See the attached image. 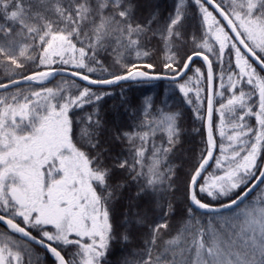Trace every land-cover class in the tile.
<instances>
[{
    "label": "snow or ice",
    "instance_id": "obj_1",
    "mask_svg": "<svg viewBox=\"0 0 264 264\" xmlns=\"http://www.w3.org/2000/svg\"><path fill=\"white\" fill-rule=\"evenodd\" d=\"M0 75V264H37L34 244L108 264L114 242L132 246L122 264H264V0H175L166 16L149 0H0ZM159 79L194 93L196 119L206 100L175 225L182 114L123 88L111 127L99 111L109 86Z\"/></svg>",
    "mask_w": 264,
    "mask_h": 264
},
{
    "label": "trees",
    "instance_id": "obj_2",
    "mask_svg": "<svg viewBox=\"0 0 264 264\" xmlns=\"http://www.w3.org/2000/svg\"><path fill=\"white\" fill-rule=\"evenodd\" d=\"M144 2V0H142ZM149 2L153 5H158V9L161 15L166 16L169 12L172 11L175 0H149ZM191 2V0H189ZM190 15L198 16V12L196 7L192 5L190 9ZM189 28L191 31H197L198 29V20L195 18H190L189 20ZM150 47L153 49V54L149 57V61L155 63L157 67V71H160V65L163 60L164 53L162 51L161 45H159L156 41L152 42ZM218 48V45H217ZM180 55H184V51L180 52ZM213 60H215L214 56H210ZM228 55L224 57V67L227 68L228 63ZM233 70L238 71L234 68V57L232 58ZM195 67H201L202 71L206 73L207 68L205 64L201 61L194 62ZM216 72H220V67H216ZM192 72H189V75H192ZM72 79L68 77H57L53 80L51 84L48 86H55L56 83L60 82L62 79ZM4 77L0 75V80H3ZM82 83V82H79ZM225 83H227V77L225 75ZM21 87L27 88L28 85H21ZM200 87L206 89V82H202ZM217 90H219V82H217ZM95 88V86H94ZM121 88L124 89L126 96L131 99L133 105H139L145 98H151L154 106L156 108H163L165 111L172 112H180V126L182 128V149L174 158L173 163L177 167V191L175 193L176 204H177V215L173 218V224H177L180 218L183 216V208L186 204L184 199L185 193V183L188 179V173L191 171L193 165L198 159L201 151L206 147V139H207V129H206V100L204 101V107L201 108V114L205 115V120L196 119L195 113L193 111L196 106L194 93H190L193 96L194 103L189 105L186 102V99L183 97V94L179 93L178 89H176L175 85L171 81L167 80H153L149 82L143 83H133V82H123L120 86L112 85L108 87V90L113 93L111 97H105V99L99 102V111L100 115L104 121H106L107 125L111 127L112 122L115 117L114 106L116 108L119 107L121 102ZM247 91V87H245ZM207 92L204 91L201 93V97H205ZM218 99V98H217ZM218 106V105H217ZM89 111H92V108H88ZM122 111V110H121ZM214 121L218 124V115L214 114ZM247 123L252 125L253 127H257L255 123L254 117L246 118ZM196 130H199L198 132ZM226 133L229 132V129H225ZM217 144L221 143V138L219 137V133H216ZM227 144V140L223 141ZM218 151L215 155H218ZM213 169L209 168L211 172ZM124 201L115 205L116 208V216L115 220L119 222V211L122 209ZM0 231H6V228L3 225H0ZM132 246L129 245L125 247V245L114 242L111 246L110 253L108 256V264H122L123 258L127 255L128 249ZM33 249V259L36 260L38 257L37 264H55L54 258L47 253L45 250L32 245Z\"/></svg>",
    "mask_w": 264,
    "mask_h": 264
},
{
    "label": "water",
    "instance_id": "obj_3",
    "mask_svg": "<svg viewBox=\"0 0 264 264\" xmlns=\"http://www.w3.org/2000/svg\"><path fill=\"white\" fill-rule=\"evenodd\" d=\"M195 61H201V62H203L202 61V59H196ZM204 63V62H203ZM206 66V65H205ZM207 68V67H206ZM60 76H63V77H68V78H71V77H69L66 73L65 74H62V75H58V76H56L55 77V79L57 78V77H60ZM159 80H167V81H170V80H168V79H159ZM123 83V82H122ZM22 85H27V84H22ZM215 154V153H214ZM35 245V244H34ZM35 246H37V247H39L40 248V246L39 245H35ZM42 249V248H41ZM44 250V249H43Z\"/></svg>",
    "mask_w": 264,
    "mask_h": 264
}]
</instances>
